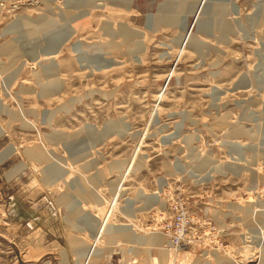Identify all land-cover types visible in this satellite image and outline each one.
Returning a JSON list of instances; mask_svg holds the SVG:
<instances>
[{
  "label": "rangeland",
  "instance_id": "1",
  "mask_svg": "<svg viewBox=\"0 0 264 264\" xmlns=\"http://www.w3.org/2000/svg\"><path fill=\"white\" fill-rule=\"evenodd\" d=\"M0 264H264V0H0Z\"/></svg>",
  "mask_w": 264,
  "mask_h": 264
},
{
  "label": "bare ground",
  "instance_id": "2",
  "mask_svg": "<svg viewBox=\"0 0 264 264\" xmlns=\"http://www.w3.org/2000/svg\"><path fill=\"white\" fill-rule=\"evenodd\" d=\"M69 2H70V4L72 3L73 5H78L79 3H80V0H69ZM199 4H195V5H197V6H201V2H198ZM217 9V8H216ZM212 10H215V8L212 6V9H211V11ZM173 16V15H172ZM163 19H165L166 21H169V22H172V21H175V20H178L180 23H179V25L181 26V28H184V26H185V23H183V21H182V19H176V18H167V17H165V18H163ZM53 19H51V20H40V21H34L31 25L34 27V30H32V31H23L24 33H23V39L24 38H26V39H29V38H32V36H36V34L38 33V30H47V29H50V28H52V27H54L55 25H56V23L54 22V20L52 21ZM124 31V35L126 36V37H128V36H130L131 35V31L130 30H127V29H124L123 30ZM56 39H57V37H55ZM61 39V37H58V40H60ZM51 43H53V41L51 42ZM22 46H25L24 44H28L29 45V41H27V42H21L20 43ZM20 44H18V46H20ZM30 49V48H29ZM57 49H55V45L53 44V45H51V48H49V49H47L46 51H45V53L46 54H49V55H51V54H54V53H57ZM33 53H35V51L33 50V49H30L29 50V55L30 54H33ZM87 129L88 130H92V132L91 131H89L88 133H90V134H92V139H97V138H99V134L100 133H98V132H96L95 130H93L94 128L93 127H91V126H88L87 127ZM89 134V135H90ZM58 136H62L64 139H65V137H66V139H68V140H70V138H68V135H64L63 133H59L58 134ZM37 154V153H36ZM37 155H39L40 157H42V158H46V157H44L43 155H41L40 153H38ZM55 170V172L57 171V172H59V169H57V168H55L54 169ZM88 219V218H87ZM123 231H122V235L126 238V239H128V240H130V242H132V241H135V239H137L138 237L137 236H135V235H133V233H131L130 232V230H129V228H123L122 229ZM156 243H158V242H156Z\"/></svg>",
  "mask_w": 264,
  "mask_h": 264
}]
</instances>
